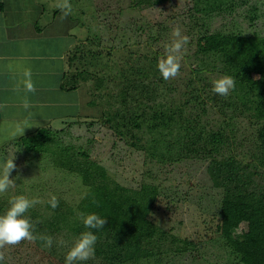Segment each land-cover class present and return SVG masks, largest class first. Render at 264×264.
Returning a JSON list of instances; mask_svg holds the SVG:
<instances>
[{
	"label": "trees",
	"instance_id": "1",
	"mask_svg": "<svg viewBox=\"0 0 264 264\" xmlns=\"http://www.w3.org/2000/svg\"><path fill=\"white\" fill-rule=\"evenodd\" d=\"M144 1L154 4L165 0L137 3ZM193 2L200 14L195 24L201 21L193 55L200 52L219 59L221 74L235 80L228 96L212 91L209 79L204 80L205 68H192L182 102L157 101L158 84L163 79L155 68L156 53H145L143 63L138 65L135 55L129 54L127 67L118 68L115 62L110 63L111 51L105 54L93 49L96 45L90 38L86 41L91 47L88 45L78 57L71 58L70 54L60 88L76 92L86 85L91 97L88 105L102 108L99 117L85 121L87 128L98 124L110 129L131 148L144 151L150 160L157 157L166 162L184 156L206 160L212 185L222 190V198L218 213L203 220L205 235L221 242L239 264H264V35L248 34L235 26L208 31L206 16L234 13L243 0ZM250 9L257 10L256 6ZM207 103L222 117L213 131L200 122ZM186 106L200 112H188ZM238 118H246L253 128L250 151L235 150L238 143L233 126ZM80 119L81 115L69 117L63 121L66 127L55 131L46 126L38 128L13 143L20 151L39 150L36 147L41 143L49 145L57 139L62 143L56 146L61 149L55 156L61 176L57 183L65 185L69 195H58L55 209L46 203L53 210L51 228L36 231L39 226H34L35 235L53 238L50 249L39 239L34 243L42 263L65 264V253L73 239L84 231H93L97 236L95 256L82 264H171L170 259L164 263L161 260L169 254L174 257L184 253L192 241L167 233L157 222L154 214L159 184L143 181L137 187H127L91 159L83 145L62 142L61 135L72 136L71 127L82 124ZM77 213H95L106 223L98 230L86 229ZM60 239L67 243L59 245Z\"/></svg>",
	"mask_w": 264,
	"mask_h": 264
},
{
	"label": "rangeland",
	"instance_id": "2",
	"mask_svg": "<svg viewBox=\"0 0 264 264\" xmlns=\"http://www.w3.org/2000/svg\"><path fill=\"white\" fill-rule=\"evenodd\" d=\"M62 2L63 0H45L42 5L41 1L39 3L47 13L60 19L63 14L56 5ZM68 3L71 5L70 18L66 16L63 19H66V23L79 21L80 24L75 22L74 26L67 25L69 35L65 42H72L69 45L72 49L67 64L64 62V71L68 69L70 54L71 58L73 55L78 57L89 48L88 45L91 47L90 43L87 44V38L94 39L96 46L93 49L105 54L107 50L111 51L110 63L115 62L118 68L121 65L127 67L125 61L128 62L129 54L135 55L136 65L143 63L142 56L147 52L156 53L159 59L164 55V46L173 39L172 30L178 27L181 34L188 37V44L182 52L180 74L167 81L162 78L163 81L158 84L159 94L156 100L172 99L182 102L187 95L185 91L192 68H205L204 80L209 79L211 86L214 80L224 76L220 72L221 62L217 57L200 52L193 55L199 36L197 29L201 25L200 20L195 24L200 14L194 10L193 0H165L154 4L148 1L138 4L137 0H68ZM251 6H256L257 10H248ZM205 18L209 32L235 26L248 34L256 32L264 35V0H243L234 13ZM104 56L100 58L102 61H105ZM57 66L60 67L59 63ZM79 92L82 97V124L71 127L72 136L62 134L60 138L62 142L72 143L76 147L83 145L91 159L103 165L111 177L127 187H137L143 181L159 184L158 208L154 214L157 222L167 233L192 241V245L184 253L174 257L169 254L161 262L170 259L171 264H239L221 242H213L205 235L203 220L218 213L222 198V190L212 185L207 173V161L193 156L166 162H160L157 157L150 160L144 151L131 148L110 129L98 124L87 128L85 121H89L91 117H99L102 108L100 105H88L91 97L86 85H81ZM205 107L207 110L200 116V122L206 130H216L222 117L209 103ZM185 109L193 114L200 112V109L194 110L190 106ZM58 120L49 121L46 127L50 131L66 127L64 124L59 125ZM233 127L234 141L238 143L235 145L236 152L250 151L253 128L249 122L246 118H238ZM225 132L228 133V130ZM7 138L5 136L1 139L3 144L0 145V160L13 157L16 168L11 172L10 178L14 180L15 186L0 194V215L6 212L8 201L14 196L38 198L43 203L30 208L25 216L34 226H39L35 228L36 231L43 227L47 230L53 225V210L46 206L47 200L51 195H69L67 187L57 183L61 176L55 156L61 153V149L56 146L62 143L57 139L49 145L41 143V148L39 145L36 147L39 150L20 151V147L8 143ZM175 152L172 154L175 155ZM0 251L5 256L0 264H43L44 261L34 243L28 241H22L14 247L6 246Z\"/></svg>",
	"mask_w": 264,
	"mask_h": 264
},
{
	"label": "crops",
	"instance_id": "3",
	"mask_svg": "<svg viewBox=\"0 0 264 264\" xmlns=\"http://www.w3.org/2000/svg\"><path fill=\"white\" fill-rule=\"evenodd\" d=\"M40 1L42 5L45 0H0V145L5 136L8 143H14L53 119H59L62 126L67 118L81 114L79 89L60 88L64 62L72 49V42H65L67 25L80 22L56 19ZM25 71L31 72L35 92H27L21 83ZM25 100L31 105L28 109L23 107ZM19 123L28 127L23 135H13Z\"/></svg>",
	"mask_w": 264,
	"mask_h": 264
},
{
	"label": "clouds",
	"instance_id": "4",
	"mask_svg": "<svg viewBox=\"0 0 264 264\" xmlns=\"http://www.w3.org/2000/svg\"><path fill=\"white\" fill-rule=\"evenodd\" d=\"M56 7L62 11V18L66 17L71 11V5L68 0H63ZM171 41L164 46V55L157 61V69L164 80L176 78L180 74L181 62L183 60V49L188 44V37L181 34L180 29L172 30ZM25 79L21 81L27 92H35V87L31 81V72L25 71ZM259 79V77H257ZM235 87V80L231 76H222L213 81L212 91L220 96H228L230 91ZM23 107L28 109L31 105L25 100ZM28 126L24 123L15 125L13 135H23L24 129ZM16 168L11 159L0 160V194L6 193L10 188L15 186V182L10 178L11 172ZM9 207L6 212L0 215V249L6 246L14 247L22 241L35 243L38 239L43 241L45 248H51L53 238L51 236L35 235L34 225L25 213L37 204L43 203L38 198L29 199L24 195L12 197L9 201ZM52 209L59 206V201L55 195H51L47 201ZM77 219L81 221L86 229L98 230L103 228L106 219L95 213H77ZM97 236L93 231L82 232L68 248L65 253V264H82L95 256V244ZM67 242L63 239L58 244L63 246ZM5 259L4 253L0 251V261Z\"/></svg>",
	"mask_w": 264,
	"mask_h": 264
}]
</instances>
